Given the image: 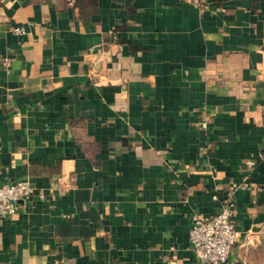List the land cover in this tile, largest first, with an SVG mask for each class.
Here are the masks:
<instances>
[{"label": "crops", "instance_id": "0c3cea01", "mask_svg": "<svg viewBox=\"0 0 264 264\" xmlns=\"http://www.w3.org/2000/svg\"><path fill=\"white\" fill-rule=\"evenodd\" d=\"M22 179L0 264H195L191 216L224 200L226 264H264V0H0V183Z\"/></svg>", "mask_w": 264, "mask_h": 264}, {"label": "built area", "instance_id": "2783aa9c", "mask_svg": "<svg viewBox=\"0 0 264 264\" xmlns=\"http://www.w3.org/2000/svg\"><path fill=\"white\" fill-rule=\"evenodd\" d=\"M13 31L21 34L24 28L15 26ZM246 165L251 167L254 161L247 160ZM34 189L29 179L0 183V218L13 215L18 202L29 199ZM232 211V205L224 200L212 215L192 214L189 243L195 255V264L227 263L233 245L241 236L233 223Z\"/></svg>", "mask_w": 264, "mask_h": 264}, {"label": "trees", "instance_id": "16d2710c", "mask_svg": "<svg viewBox=\"0 0 264 264\" xmlns=\"http://www.w3.org/2000/svg\"><path fill=\"white\" fill-rule=\"evenodd\" d=\"M74 5L77 6L80 13L85 16L96 10L97 0H74Z\"/></svg>", "mask_w": 264, "mask_h": 264}]
</instances>
